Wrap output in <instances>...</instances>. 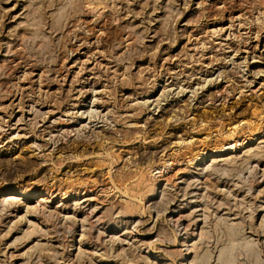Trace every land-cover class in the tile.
<instances>
[{
	"label": "rangeland",
	"instance_id": "obj_1",
	"mask_svg": "<svg viewBox=\"0 0 264 264\" xmlns=\"http://www.w3.org/2000/svg\"><path fill=\"white\" fill-rule=\"evenodd\" d=\"M0 264H264V0H0Z\"/></svg>",
	"mask_w": 264,
	"mask_h": 264
},
{
	"label": "bare ground",
	"instance_id": "obj_2",
	"mask_svg": "<svg viewBox=\"0 0 264 264\" xmlns=\"http://www.w3.org/2000/svg\"><path fill=\"white\" fill-rule=\"evenodd\" d=\"M244 59V58H243ZM199 87V86H198ZM218 93V92H217ZM145 100V99H144ZM183 103V102H182ZM96 115V114H95ZM210 160L209 161H221L223 159H225V156L223 155H210ZM202 160L201 161H198L199 164L203 163V161L205 160V157H201ZM209 158V157H208ZM198 160V159H197ZM197 163V164H198ZM13 191L12 190H5L4 193L5 195L8 197V198H17V196L14 195V193H12ZM19 195H23V196H27L25 194H22V193H19ZM19 197V196H18ZM50 198V197H49ZM94 198V197H93ZM5 200V199H4ZM49 202L48 198H46L45 196L43 195H39V197L37 198V205H42L44 203H47ZM35 203V204H36ZM29 228V227H28Z\"/></svg>",
	"mask_w": 264,
	"mask_h": 264
}]
</instances>
